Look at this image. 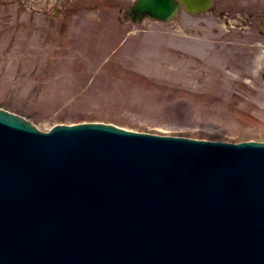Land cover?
Instances as JSON below:
<instances>
[{
    "label": "water",
    "instance_id": "1",
    "mask_svg": "<svg viewBox=\"0 0 264 264\" xmlns=\"http://www.w3.org/2000/svg\"><path fill=\"white\" fill-rule=\"evenodd\" d=\"M176 142L0 110V264H264V143Z\"/></svg>",
    "mask_w": 264,
    "mask_h": 264
},
{
    "label": "rangeland",
    "instance_id": "2",
    "mask_svg": "<svg viewBox=\"0 0 264 264\" xmlns=\"http://www.w3.org/2000/svg\"><path fill=\"white\" fill-rule=\"evenodd\" d=\"M116 1L95 8L112 28L139 33L114 50L98 36L111 33L100 30L90 31L91 41L74 40L88 34L98 12H71L59 0H0L1 105L45 130L91 117L138 130L264 138V69L255 78L260 92L249 93L254 99L233 97L241 92L237 74L263 60L253 64L245 57L234 29L212 14L185 22L182 31L174 22L134 25L119 11L131 0ZM110 51L117 67L105 60ZM242 107L261 118L244 115Z\"/></svg>",
    "mask_w": 264,
    "mask_h": 264
}]
</instances>
